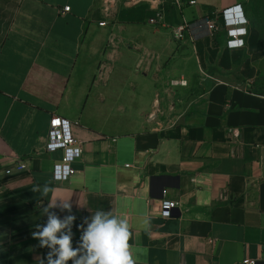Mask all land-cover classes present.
<instances>
[{"label":"crops","instance_id":"obj_1","mask_svg":"<svg viewBox=\"0 0 264 264\" xmlns=\"http://www.w3.org/2000/svg\"><path fill=\"white\" fill-rule=\"evenodd\" d=\"M196 1L0 0V264H47L32 232L63 199L74 247L77 226L110 210L129 222L136 264H264V39L250 0ZM236 5L243 47L223 16ZM202 17L212 36L174 37ZM54 114L83 145L66 178L47 150ZM45 184L47 197L32 191ZM163 200L179 205L165 214Z\"/></svg>","mask_w":264,"mask_h":264},{"label":"clouds","instance_id":"obj_2","mask_svg":"<svg viewBox=\"0 0 264 264\" xmlns=\"http://www.w3.org/2000/svg\"><path fill=\"white\" fill-rule=\"evenodd\" d=\"M33 192L47 197L53 188L49 184L36 186ZM59 207L69 214L61 219L52 208ZM70 199L59 200L43 209L47 215L45 224L36 225L32 237L39 241V247L48 248L47 264H136L130 243L132 232L127 219L114 215L110 210H97L85 218L77 246H73L72 226L76 216L71 214ZM45 264V259H40Z\"/></svg>","mask_w":264,"mask_h":264},{"label":"built area","instance_id":"obj_3","mask_svg":"<svg viewBox=\"0 0 264 264\" xmlns=\"http://www.w3.org/2000/svg\"><path fill=\"white\" fill-rule=\"evenodd\" d=\"M149 1L155 9H159L166 0H138ZM173 7L179 11H183L187 7L196 4V0H170ZM70 6L67 5L63 9V13L70 11ZM225 17V25L231 27L230 37L228 44L231 47H243L245 45L244 31L239 30V25L247 24V17L244 16L243 8L240 5L227 8L223 11ZM161 17V13H157L156 17L151 18L152 23H158ZM104 25L105 22L100 23ZM218 29V24L212 21L209 17H202L200 19L192 21H184L182 24L174 28V37L179 39L182 37L183 32L187 31L192 41H197L201 38L209 37L213 35V32ZM172 84L187 85L186 79L172 80ZM47 150L49 152L62 151V157L55 165V174L58 178H66L68 175L74 172L72 163L79 159L83 154V145L78 141L73 132L72 122L58 114L52 115L49 121L48 142ZM18 169L26 167L24 162L18 163ZM11 169H7L10 172ZM179 205L175 200H163L161 203L162 213L169 214L175 207ZM81 229H78L79 235H81ZM211 241V240H210ZM247 264H255L254 260L245 259Z\"/></svg>","mask_w":264,"mask_h":264},{"label":"rangeland","instance_id":"obj_4","mask_svg":"<svg viewBox=\"0 0 264 264\" xmlns=\"http://www.w3.org/2000/svg\"><path fill=\"white\" fill-rule=\"evenodd\" d=\"M256 5L257 10L253 12L255 15L254 20H251V24L253 25L254 28H256L259 31L260 38L264 39V3L256 1L254 3ZM262 68L263 72L260 77V81L258 83L259 86H264V59L262 61Z\"/></svg>","mask_w":264,"mask_h":264},{"label":"trees","instance_id":"obj_5","mask_svg":"<svg viewBox=\"0 0 264 264\" xmlns=\"http://www.w3.org/2000/svg\"><path fill=\"white\" fill-rule=\"evenodd\" d=\"M256 1L257 0H250V2H249V17H250L251 20H254L255 15L253 14V12H255L257 10L256 5L254 4V3H256ZM258 2L264 3V0H258ZM259 79L256 81V84H257L256 86L258 88H264V86H259L258 85V83L260 81Z\"/></svg>","mask_w":264,"mask_h":264}]
</instances>
